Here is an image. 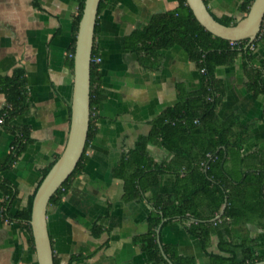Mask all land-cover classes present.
Listing matches in <instances>:
<instances>
[{
  "label": "crops",
  "instance_id": "0c3cea01",
  "mask_svg": "<svg viewBox=\"0 0 264 264\" xmlns=\"http://www.w3.org/2000/svg\"><path fill=\"white\" fill-rule=\"evenodd\" d=\"M241 1L204 0L215 18L234 20L242 17ZM77 6V0H0V74L22 66L29 99L27 110L12 124L27 126L31 142L17 161L1 172L16 189L13 213L25 204L41 170L61 154L67 140L73 81L69 50ZM177 6L178 0H105L97 12L93 46L101 61L95 86L103 98L94 108L97 130L87 144L85 166L61 202L47 205L55 264H70L71 256L77 254L85 256L74 264H154L135 241L147 230L145 220L152 207L145 199L122 200L123 181L113 175V167L123 151L150 131L156 115L202 85L201 71L181 46L161 49L154 57L127 46L134 30ZM263 57L264 43L259 41L251 64L259 66ZM244 59L238 54L232 62L215 68L219 89L216 121L230 124V130L249 129L240 151L245 164L242 171L245 174L254 168L258 175L264 164V95L248 90ZM3 104L0 93V108ZM12 138L0 123V163L7 158ZM147 151L156 161L173 158L171 152L155 144L148 145ZM237 161L228 158V167L237 177H244ZM174 181V174L163 175V184ZM241 206V215L226 218L210 235L206 248L188 232L191 218L162 226L160 239L174 245L179 254L193 257L196 264H208L210 253L230 256L229 249L237 252L245 241L263 256L264 207L253 205L250 199ZM95 222L102 229L98 236L92 234ZM28 239L17 221L0 215V264H36ZM221 242L227 250L219 248Z\"/></svg>",
  "mask_w": 264,
  "mask_h": 264
},
{
  "label": "trees",
  "instance_id": "16d2710c",
  "mask_svg": "<svg viewBox=\"0 0 264 264\" xmlns=\"http://www.w3.org/2000/svg\"><path fill=\"white\" fill-rule=\"evenodd\" d=\"M252 1H241L238 8L242 16L248 12ZM104 2L105 0H100L98 11ZM77 3V10L72 19V42L69 50L72 69L74 42L84 0H77ZM216 19L224 24L237 21L230 18ZM96 31L97 21L94 34ZM259 41L264 43V18L260 32L252 43L247 44L246 40H242L230 44L229 40L206 30L195 19L185 0H178V6L173 11L154 16L147 25L134 30L128 36L127 46L153 57L157 56L161 49L177 44L187 52L199 70L204 69L201 72V87L156 115L151 121L150 131L139 136L133 147L123 151L118 163L113 167V175L123 181L122 200L128 202L145 199L152 207L145 220L147 230L135 237L149 262L168 264L162 257L156 240V227L162 218H166L162 226L175 219L188 222L191 217L194 218L186 228L190 234L199 238L202 246L206 248L210 235L218 230L220 224H224L226 218L234 219L241 215L242 203L250 199L253 205L264 207V164L258 175H255L254 168L245 174L242 171L245 164L244 158L240 157V151L249 135V129L243 127L240 130H230V124H217L215 112L219 100L217 80L214 78L215 68L232 62L238 54L245 58L248 90L254 95H264V57L259 66L251 64L253 49ZM95 55L97 52L93 46L92 58ZM98 75V65L91 61L90 119L85 148L70 175L51 195L48 205L61 202L71 188L74 178L85 166V150L97 130L93 123L94 108L98 100L103 98V95L98 96L95 86ZM0 93L4 96V104L0 108L2 124L13 136L7 158L0 163V215L4 220L19 223L21 229L28 233V243L34 250L29 224L32 199L37 186L56 159L41 170L37 186L27 197L25 204L14 213L11 212L16 189L2 177L1 172L10 168L31 142L27 126L12 124L29 106L27 77L22 66L15 67L10 73L0 74ZM150 144L167 149L173 154V158L169 161L154 160L147 151ZM228 158L239 160V170L244 177L239 178L230 171ZM166 173L174 174L173 184H163V175ZM247 191L250 198L246 195ZM225 198L227 202L222 216L215 221H209L208 219L219 213ZM101 230L95 222L92 234L98 236ZM161 243L164 252L174 264H196L193 257L179 254L174 245L162 241ZM219 248L228 249L222 242ZM229 251L230 256L210 253L208 264H249L264 259V255H259L248 241L239 244V251ZM84 256H71L70 264ZM53 262L56 263L54 257Z\"/></svg>",
  "mask_w": 264,
  "mask_h": 264
},
{
  "label": "water",
  "instance_id": "95a60500",
  "mask_svg": "<svg viewBox=\"0 0 264 264\" xmlns=\"http://www.w3.org/2000/svg\"><path fill=\"white\" fill-rule=\"evenodd\" d=\"M100 0H84L78 22L73 54V81L70 102L69 131L65 146L50 169L37 186L31 204L30 228L36 264H54L50 237L47 229V205L51 195L65 181L81 157L90 119V65L94 28ZM195 19L209 32L220 38L252 43L260 32L264 18V0H253L248 12L235 23L224 24L217 20L207 8L204 0H185ZM226 198L218 214L208 219H219L226 206ZM162 215V213L160 212ZM166 218L156 227V240L162 257L174 264L163 250L160 231ZM191 220L194 218L191 217ZM249 264H264V259Z\"/></svg>",
  "mask_w": 264,
  "mask_h": 264
},
{
  "label": "built area",
  "instance_id": "2783aa9c",
  "mask_svg": "<svg viewBox=\"0 0 264 264\" xmlns=\"http://www.w3.org/2000/svg\"><path fill=\"white\" fill-rule=\"evenodd\" d=\"M233 43H235V41H230V44H233ZM91 61L93 63L99 65V63L101 61V57L99 55H95V56H93V58L91 59ZM200 71L203 72L204 69H201ZM2 121H3V118L0 116V123H2ZM10 148H11V146H10Z\"/></svg>",
  "mask_w": 264,
  "mask_h": 264
}]
</instances>
